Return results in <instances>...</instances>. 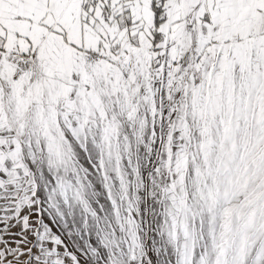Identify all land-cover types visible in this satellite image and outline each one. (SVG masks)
Wrapping results in <instances>:
<instances>
[{"label": "snow or ice", "instance_id": "snow-or-ice-1", "mask_svg": "<svg viewBox=\"0 0 264 264\" xmlns=\"http://www.w3.org/2000/svg\"><path fill=\"white\" fill-rule=\"evenodd\" d=\"M0 264H264V0H0Z\"/></svg>", "mask_w": 264, "mask_h": 264}]
</instances>
